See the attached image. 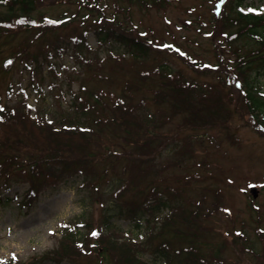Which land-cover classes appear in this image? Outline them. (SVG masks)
Wrapping results in <instances>:
<instances>
[{
    "label": "rangeland",
    "instance_id": "374dc122",
    "mask_svg": "<svg viewBox=\"0 0 264 264\" xmlns=\"http://www.w3.org/2000/svg\"><path fill=\"white\" fill-rule=\"evenodd\" d=\"M83 2L87 5H80L81 0H37L29 12L34 19L68 17L58 26L46 27L43 33L38 23H31L27 29L13 23V27H18L6 26L10 28L7 30H1L0 23V105L21 108L24 102L32 117L56 122L58 110H72V93L84 89L99 92L105 105L98 108V114L90 111L83 117L84 122L95 115L105 118L106 107L111 105L108 103L120 97L121 103L131 110L128 114L138 122L150 123L144 138L148 140L150 132L155 135L143 147L142 139L133 144L127 138L126 143L118 129L106 126L97 140L105 158L93 161L87 177L78 165L76 172L66 177L33 179L23 170H13L9 177L0 175V263L12 259L17 264H54L39 260L38 256L59 245L66 228L79 226L83 237H76L87 255L59 264H100L96 257L100 244L89 233L101 223V206L111 201L137 206L153 187L161 191L168 208L147 211L138 221L115 217L111 229L105 231L117 240L127 239L139 245L152 233L138 253L147 264H178L175 259L182 258L183 250L180 255L174 250L183 249L187 239L181 238L186 230L177 214L190 211L195 213L198 229H203L193 238L196 254L202 255L199 262L264 264V232L260 231L264 228V130L253 122L236 90L235 74L226 61L218 60L225 58V49L215 47V0H161L145 5L138 0ZM245 2L244 6L252 7L264 4V0ZM4 11L0 6V13ZM99 25H112L114 30L120 28L142 39L148 52L133 58L116 40L97 44L94 32ZM205 32L213 35L205 36ZM74 35L84 36L88 44L87 48L82 46L83 62L77 60L76 47L72 46ZM160 43H174L186 55L157 47ZM5 60L12 63L6 65ZM200 62L202 65L195 68ZM49 64H54L55 72L46 67ZM161 64L169 68L166 76L159 75L156 69ZM212 64L219 67H209ZM161 80L212 85L211 91L220 95L226 108L225 117L188 126L184 124L183 112L161 117L158 111H169L167 101L154 100L153 92ZM254 81L264 91V76ZM29 104L33 107L29 108ZM182 143L184 149L179 147ZM131 158L141 168L151 169L137 183L127 185L126 165ZM14 176L17 180L11 179ZM5 177L8 188L1 183ZM114 180L118 181L111 187ZM31 183L36 185L35 194L28 192ZM251 184L258 189L254 198L248 193ZM21 200L28 202V207H22ZM256 204L260 207H254ZM225 208L230 211L225 212ZM141 211L137 209L135 214ZM169 213L170 220L159 231ZM49 228L54 231L49 232ZM236 228L240 233L235 232ZM177 229L181 237L175 233ZM161 245L167 248L170 260L158 257L153 249ZM13 253L15 259L10 255Z\"/></svg>",
    "mask_w": 264,
    "mask_h": 264
},
{
    "label": "trees",
    "instance_id": "16d2710c",
    "mask_svg": "<svg viewBox=\"0 0 264 264\" xmlns=\"http://www.w3.org/2000/svg\"><path fill=\"white\" fill-rule=\"evenodd\" d=\"M36 1L0 0L1 6L6 9L5 13H0V23L5 25L1 26V30L9 29L6 26L13 27V23H21L19 28H25L28 23L29 11L33 9ZM138 1L145 5L158 3L161 0ZM244 1L225 0V3L221 5V11L217 15H213L214 34L218 35L215 47L225 49V58H218V60L226 61L227 67L235 74V79L241 81L240 87L235 88L243 97L253 122L264 129V96L260 95L263 91L254 83L256 77L264 76V14L240 12L239 7L244 4ZM14 18L15 20L12 22ZM111 27L114 26L102 28V25H99L97 27L95 37L99 44L115 39L130 52L133 58H139L148 52V45L142 39L131 36L130 33L120 28L114 30ZM223 33H227V35H223ZM73 44L76 46L78 60L83 62L81 60L82 46L87 48L84 38L76 37ZM49 67L54 69L52 65ZM156 69L161 76H166V73L169 72V68L162 64L158 65ZM211 90L212 85L210 84L188 80L180 82L161 80L160 86L153 92L154 100L158 103L167 101L169 111H158L157 113L161 117L170 118L175 113L183 112L182 117L186 126L195 124L196 121L205 123L215 117H225L226 108L220 100V95ZM72 94L73 109L71 111L59 110L56 122L51 120V124L48 123L49 120L31 117L23 102L21 108L5 106L0 108V116H3V119L0 120V175L5 174L6 177H9L13 170H23L27 171V175L33 179L39 176L66 177L74 174L75 167L78 165V170L84 174V177H87L93 161L105 158L103 149L97 140L101 131L107 128L106 126L118 129L117 131L120 132L126 143H129L127 138L134 141L133 144H137L138 139H142L143 147L149 145L150 140L154 137L155 134L150 132L148 140L144 138L145 132L149 130L147 125L150 123L147 120L146 123L135 120L131 114H128V110H131L118 102L120 100H112L111 103H108L111 105L106 107L108 114L105 118L102 115H95L90 117L89 122H84L83 117H87L90 111L96 112L100 107L105 108L101 94L86 92L84 89ZM77 94L78 96H76ZM80 96L86 97L82 99ZM88 99L90 100L88 101ZM98 113L96 112V114ZM65 124L69 127H64ZM60 125L61 127H59ZM155 125L156 123H154ZM181 148H185L184 143ZM129 162L126 165L129 171L126 177L127 185L137 183L140 177L145 176L151 169V167L149 169L141 168L134 158H131ZM6 177L2 183H5L4 187H9ZM11 179L17 180L16 176ZM35 186L34 183H31L28 192L35 194ZM160 193L161 191H156L152 187L137 206L118 201H111L101 206V223L97 227L99 235L93 237L98 246L100 244L99 248L97 247L100 252H96L98 263L147 264L138 253L145 248L152 233L149 232L144 243L139 245L127 239L117 240L105 231L111 229L115 217L138 219L147 211L155 212L159 211L161 207H166L165 197L163 198ZM169 195L175 194L169 192ZM21 205H28V202L21 200ZM137 209H142V211L135 214ZM171 211L173 212L174 208H171ZM190 212L182 215L179 213L177 217H180L188 233L191 232L194 235L198 230L200 231V228L198 229L195 213L191 214ZM173 213L176 215L175 212ZM170 214L164 218L161 228L170 220ZM75 231L66 228L59 245L40 254L39 260H50L57 264L61 260L87 255L86 250L82 248V241L76 237V235L83 237L82 232L76 233ZM153 249L158 252V256L170 260L171 256L161 246ZM187 250L186 255L176 259L178 264H203L202 261L199 262L202 255L196 254L194 247H187ZM88 251L91 252V250ZM0 264H17V262L10 259ZM27 264H34V262H27Z\"/></svg>",
    "mask_w": 264,
    "mask_h": 264
},
{
    "label": "snow or ice",
    "instance_id": "6c2138e0",
    "mask_svg": "<svg viewBox=\"0 0 264 264\" xmlns=\"http://www.w3.org/2000/svg\"><path fill=\"white\" fill-rule=\"evenodd\" d=\"M224 3H225V0H215V7L212 8V11L215 12V13H219L221 11V5H223ZM188 11H193V9L189 8ZM239 11L242 12V13L250 12V13H256V14H264V4H262V5L258 6V7L240 6L239 7ZM65 19H68V17H65ZM164 19L167 21V17H165ZM43 21H47L50 24H60L61 23L60 20H52L48 16L43 17ZM38 22L39 21L36 20V19H33V20L30 21V23H32V24H37ZM168 23H171V21H168ZM189 23H190V21H189ZM176 27H180V25L177 24ZM141 35H146V33H141ZM204 35L210 37V36L213 35V33L205 32ZM223 35H227V33H223ZM75 38L76 37H73V39H75ZM149 43L151 44L152 41H149ZM157 47L165 48V49H174L176 52L180 53L181 55H186V53L182 52L181 49L174 43H160L159 45H157ZM4 63L6 65H8V64H11L12 61L11 60H5ZM209 67H219V65L212 64V65H209ZM235 84H236V87L239 88L240 85H241V81L240 80H236ZM260 95L264 96V92L260 93ZM118 102H122V101H118ZM2 107L3 106L0 105V108H2ZM28 107L32 108L33 105L29 104ZM2 119H3V116H0V120H2ZM48 123L51 124L52 121L49 120ZM64 127H69V125L65 124ZM254 207L259 208L260 205L256 204V205H254ZM224 211L225 212H229L230 209L225 208ZM48 231L51 232V231H54V230L49 228ZM260 231L264 232V228H261ZM235 232L236 233H240V229L236 228ZM89 234L92 235V236H98L99 235V231L96 228H93ZM225 235H227V233H225ZM77 243L79 244L80 242L78 241ZM10 255H12L13 259L16 258L14 253L10 254ZM0 259H2V258H0Z\"/></svg>",
    "mask_w": 264,
    "mask_h": 264
},
{
    "label": "water",
    "instance_id": "95a60500",
    "mask_svg": "<svg viewBox=\"0 0 264 264\" xmlns=\"http://www.w3.org/2000/svg\"><path fill=\"white\" fill-rule=\"evenodd\" d=\"M250 192L252 193L253 196H256V190L253 186L250 187Z\"/></svg>",
    "mask_w": 264,
    "mask_h": 264
}]
</instances>
